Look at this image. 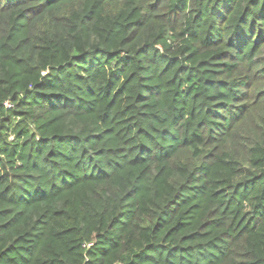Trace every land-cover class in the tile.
Masks as SVG:
<instances>
[{
    "label": "trees",
    "instance_id": "1",
    "mask_svg": "<svg viewBox=\"0 0 264 264\" xmlns=\"http://www.w3.org/2000/svg\"><path fill=\"white\" fill-rule=\"evenodd\" d=\"M0 264H264V0H0Z\"/></svg>",
    "mask_w": 264,
    "mask_h": 264
}]
</instances>
